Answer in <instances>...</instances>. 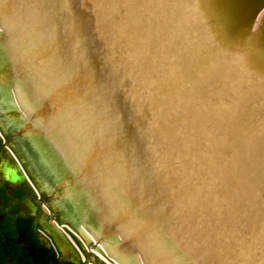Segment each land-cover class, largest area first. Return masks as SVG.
<instances>
[{"label": "water", "instance_id": "water-1", "mask_svg": "<svg viewBox=\"0 0 264 264\" xmlns=\"http://www.w3.org/2000/svg\"><path fill=\"white\" fill-rule=\"evenodd\" d=\"M0 78L76 243L264 264V0H0Z\"/></svg>", "mask_w": 264, "mask_h": 264}, {"label": "rangeland", "instance_id": "rangeland-1", "mask_svg": "<svg viewBox=\"0 0 264 264\" xmlns=\"http://www.w3.org/2000/svg\"><path fill=\"white\" fill-rule=\"evenodd\" d=\"M6 128H7V126L0 116V130L3 129L5 131ZM2 134H3V132H2ZM2 139H0L1 140L0 163L3 161V159H7L8 162L12 163L11 161L8 160V153L7 152H10V151L6 148L7 145H9L12 148H15L16 152L15 151L14 152L16 154H21L20 148H17L16 141L14 140V138L11 135L8 128L5 131L4 142ZM19 156L21 157V160H24L27 163L26 166H27V169L29 170V173L31 174V176L33 178H36V175L34 174L33 170L29 166V163L25 159L24 155H19ZM5 172H6V170H4L3 168H0V189H2V190L3 189H13V187L10 188L8 186V184L10 183L8 179L10 177H7V173H5ZM35 181H36V187L38 189L43 190V187L40 185V182L37 179ZM15 183H18V182H15ZM15 183H14V189L16 186ZM27 183H29L28 180H27ZM27 187H29V189L28 188L26 189L23 187L22 189L18 190V192L16 193L18 196L16 198L14 197L13 202L10 200L11 198L6 199V200L5 199L1 200L0 211H4L7 207H9L8 212L10 214L14 215L15 212L20 211V208H21V210L23 209V202L26 204L27 199H30L33 202L38 204L40 213H42V212L47 213L46 206L48 203H50L56 211H59V209L56 208V206H55V203H54V200H53V197H52V194L50 191L49 192L45 191L47 194L44 193V195H42L43 197L41 196V198H39L38 192L36 191L37 189L35 190L34 188H31L30 183ZM34 187H35V185H34ZM35 194H36V196H35ZM44 199H46V200H44ZM43 200H44V202H43ZM15 207H16V210L13 211L11 208H15ZM22 212L25 216H27L24 211H22ZM58 214H60V213H58ZM62 218L65 220L64 216H62ZM27 220L31 221L30 225H32V227L30 225L27 227L28 231L30 230V232L34 235V238L39 245H41L43 247H47L46 251L50 252V261L51 262L58 264L57 260L63 258V259H67V260H70L72 262H75L76 264H106L105 260H103L101 257H99L98 255L94 254L93 252L89 251L88 249H86L83 246L76 243V234L74 233L75 235H73L68 230H65L63 224L57 226L56 224L53 223V221H51V222L49 221L50 227L49 226L41 227L38 224V221H36L37 220L36 217H35L36 222L32 221L30 218ZM3 223L5 225V230H12L13 231L12 228H10L8 225H6L7 220L5 218L3 219ZM35 223H36V225H35ZM5 230H4V232H5ZM13 238H14V236H13ZM46 241L48 242V244L50 246L47 245ZM6 247L9 250V254H11L13 256L12 260L9 261V264H12L13 260L16 262V256L19 255V253H18L16 256H14V251L16 249L17 250L21 249L24 252V249L22 248V244L20 242H15L13 240L8 239ZM64 251H68L70 253L71 257H67V256L62 257L63 254H65ZM33 260H34V257H33ZM30 263H31V258L28 256V259L26 261H24L22 264H30ZM18 264H20V263H18Z\"/></svg>", "mask_w": 264, "mask_h": 264}, {"label": "flooded vegetation", "instance_id": "flooded-vegetation-1", "mask_svg": "<svg viewBox=\"0 0 264 264\" xmlns=\"http://www.w3.org/2000/svg\"><path fill=\"white\" fill-rule=\"evenodd\" d=\"M17 182L18 183L15 184V189L14 185L10 187H13V189H0V203L1 200H6L10 198V200L13 202L14 197L16 198L18 196L16 194L18 190L22 189L23 187L26 188L24 182H22L20 179ZM11 209L15 211L16 207ZM8 211L9 207H7L4 211H0V264H9V261L13 258V256L9 254V250L6 247L8 239L13 240L15 242H20L22 244V248L24 249V252L21 249H16L14 251V256L19 253V255L16 256V262L14 260L12 261L14 264H22L28 259V256L31 258L30 264H56L50 261V252L46 251L47 247L39 245L35 240L34 235L30 232V230L28 231L27 229V227L31 224V221L27 219L30 218L32 221H35V217L37 218L36 221H38V224L41 227H50L49 221L43 222L42 218L39 217V209L36 208L35 212L32 213L31 209L29 208L28 201L26 200V204L23 202V209L21 210L20 208L19 212H15V214L13 215L10 214ZM22 211H24L27 216H25ZM4 218L7 220L6 225L12 228L13 231L5 230V225L3 223ZM46 218H48V216H46ZM30 226L32 227V225ZM47 245L50 246L48 242ZM57 262L58 264H76L75 262L65 260L63 258L58 259Z\"/></svg>", "mask_w": 264, "mask_h": 264}, {"label": "bare ground", "instance_id": "bare-ground-1", "mask_svg": "<svg viewBox=\"0 0 264 264\" xmlns=\"http://www.w3.org/2000/svg\"><path fill=\"white\" fill-rule=\"evenodd\" d=\"M38 180V179H37ZM39 181V180H38ZM41 185V184H40ZM42 186V185H41ZM37 189V188H36ZM42 190V189H41ZM44 190V189H43ZM47 192H49V191H47ZM51 192V191H50ZM27 201H28V204H29V208L31 209V211H32V213H34L35 212V210H36V208H38V206H37V204L35 203V202H33L32 200H30V199H27ZM59 209V211H56L54 208H53V210H52V212L55 214V215H63V211H62V208H58ZM61 211V212H60ZM58 213H60V214H58ZM40 216L39 217H41L42 218V221L43 222H47L48 220H47V218H46V215L44 214V213H40L39 214ZM64 253L65 254H63V256L62 257H71V255H70V253L68 252V251H64ZM65 260H67V259H65Z\"/></svg>", "mask_w": 264, "mask_h": 264}]
</instances>
